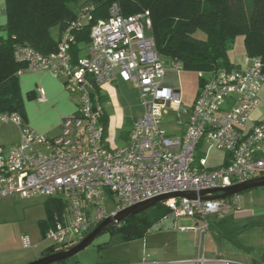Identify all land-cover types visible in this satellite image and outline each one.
Returning <instances> with one entry per match:
<instances>
[{"label":"built area","instance_id":"built-area-1","mask_svg":"<svg viewBox=\"0 0 264 264\" xmlns=\"http://www.w3.org/2000/svg\"><path fill=\"white\" fill-rule=\"evenodd\" d=\"M90 8L60 35L58 50L43 54L19 46L15 58L26 65L19 74L47 71L63 78L78 100L77 111L64 117L61 133L49 137L24 122L18 113H0V123L19 130V143L0 146V200L19 197L60 198L66 206L46 231L57 248L81 242L110 216L152 198L179 192L219 190L264 176V120L247 128L261 105L264 63L250 59L246 68H220L200 73L199 92L181 136L163 127L169 108L181 109V93L165 86L166 62L152 35L149 11L125 15L118 1L109 16L93 24L90 42L76 57L74 31L92 21ZM178 69L177 64H171ZM121 80L135 85L145 108L135 119L127 144L113 149L104 117L103 86ZM44 100V91L41 89ZM213 150L228 155L224 165L208 168ZM218 192L216 194H221ZM239 194L224 199L164 202L170 217L192 218L197 223L183 231L194 233L199 250L195 264H205L207 216L239 206ZM169 217V218H170ZM25 248H31L24 236ZM214 261L239 264L221 252Z\"/></svg>","mask_w":264,"mask_h":264},{"label":"trees","instance_id":"trees-1","mask_svg":"<svg viewBox=\"0 0 264 264\" xmlns=\"http://www.w3.org/2000/svg\"><path fill=\"white\" fill-rule=\"evenodd\" d=\"M115 1L120 3L125 15L151 13L152 35L158 52L164 61L182 69L200 76L201 72L220 68H239L230 60L229 52L240 36L244 37L247 56L264 63V0H252L250 6L247 0H5L7 24L0 27V113H18L26 123L25 99L19 85V71L26 65L16 60L17 47H32L43 54L57 51L59 41L51 38L50 31L58 26L61 35L80 18L82 9L89 7L93 20L73 32L76 44L72 52L77 57L83 50L81 45L90 42L93 24L108 18ZM99 92L102 101L108 102L107 96ZM104 122L109 128L107 113ZM45 206L49 227L66 203L51 197ZM169 217L170 210L162 203L128 217L110 230L120 232L128 241L141 239ZM64 249L67 248L52 245L43 256Z\"/></svg>","mask_w":264,"mask_h":264},{"label":"rangeland","instance_id":"rangeland-1","mask_svg":"<svg viewBox=\"0 0 264 264\" xmlns=\"http://www.w3.org/2000/svg\"><path fill=\"white\" fill-rule=\"evenodd\" d=\"M86 0H83V2ZM252 0H247L249 6ZM51 38L58 42L60 27L50 31ZM83 54L86 45H81ZM234 64H245L248 56L244 37L237 38L229 52ZM166 83L181 91V109L169 108L163 120V127L170 134L188 120L183 109H191L200 87V76L195 71L172 67L171 61L165 60ZM71 89L68 92L72 94ZM103 91L111 103L105 104L109 119L108 142L111 148L126 145L135 119L144 116L138 88L133 84L119 81L113 85L103 86ZM264 109V87L262 88ZM181 136V134L179 135ZM226 152L213 150L208 161V168H216L225 162ZM241 211L234 208L208 217L209 231L205 238L207 254L221 252L227 259L241 264H264V187L239 193ZM46 197L19 198L10 197L0 200V264H29L40 259L52 242L46 238L48 230V213L45 206ZM195 219L175 220L171 229L150 230L144 238L125 240L124 236L114 230L101 232L81 253L63 263L52 264H167L177 255L195 251L194 233L183 231L195 225ZM29 236L31 248H25L23 237ZM22 262V263H21ZM151 262V263H150Z\"/></svg>","mask_w":264,"mask_h":264},{"label":"crops","instance_id":"crops-1","mask_svg":"<svg viewBox=\"0 0 264 264\" xmlns=\"http://www.w3.org/2000/svg\"><path fill=\"white\" fill-rule=\"evenodd\" d=\"M6 24H7L6 4H5V0H0V27H5ZM250 61L251 60L248 57L245 64H235V65L239 66V68H246L250 64ZM166 77H167V72H166ZM166 77L164 79V85L173 88L171 85L166 83ZM119 81L121 80H118L116 83H118ZM19 85L23 93V97L25 99L26 123L39 133L45 134L49 137L58 136L61 133V124L63 118L74 114L77 111V107H78L77 106L78 103H76V99L68 92V89L65 85V80L63 78L56 77L47 71H31V72L29 71L19 74ZM41 89L44 91V100L41 99L42 97ZM102 92L104 93L103 89ZM260 96L262 100L261 105L254 112L252 118L248 121L247 123L248 129H252V127H254L256 123L264 120V109L262 110V106H263L262 91L260 92ZM171 133L175 135H180L181 130L174 129L173 132ZM19 140H20V135L17 127H15L12 123H0V146L10 148L18 144ZM126 141H128V139ZM227 157L228 155L226 154L225 162ZM225 162L222 165H224ZM235 210L241 211V208L238 206L237 208H235ZM218 214H212V215H218ZM212 215L207 216V221H208V217ZM181 219H189V218H181ZM204 246H205V257L208 260L205 264H221L220 262L214 261L215 259L214 253L207 254L208 249L205 243ZM194 247H195V251L190 250L187 253L177 255L176 258H174V260L169 259L166 260L165 262H167V264H195L194 260L198 257L199 250L195 246V244ZM42 257L43 254L40 258ZM146 261L147 260H145L144 262ZM63 262H59V263H63ZM144 262L141 264H144ZM163 262L164 261L159 263H151V262L150 263L161 264Z\"/></svg>","mask_w":264,"mask_h":264},{"label":"water","instance_id":"water-1","mask_svg":"<svg viewBox=\"0 0 264 264\" xmlns=\"http://www.w3.org/2000/svg\"><path fill=\"white\" fill-rule=\"evenodd\" d=\"M177 92H180V90H177ZM261 187H264V176H260L252 180H249L247 182L219 190H209L202 192L189 191V192L170 193V194L158 196L150 200L144 201L142 203L133 205L119 212L117 215L110 216L109 218L101 222L95 229H93L92 232L89 235H87L81 242L77 243L73 247L64 249L63 251L60 252H55L50 255L43 256L42 258L33 261L29 264H52L56 262H63L71 257H74L79 253H81L82 251H84L85 249H87V247H89V245L101 232L106 231L113 226L119 225L128 217L138 215L148 210L149 208L158 204H162L168 200L188 199L192 201H198V200L205 201V200H213V199H224L232 195L242 193L247 190H252ZM218 192H222V193L216 194ZM175 220H176L175 217H170L168 219H165L161 223L154 226L151 230L159 231L163 228L166 229L174 228Z\"/></svg>","mask_w":264,"mask_h":264}]
</instances>
